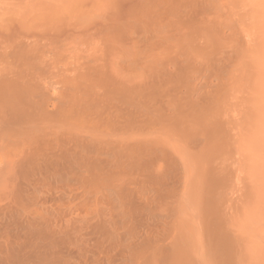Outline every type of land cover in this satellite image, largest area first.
I'll list each match as a JSON object with an SVG mask.
<instances>
[{"label": "rangeland", "instance_id": "1", "mask_svg": "<svg viewBox=\"0 0 264 264\" xmlns=\"http://www.w3.org/2000/svg\"><path fill=\"white\" fill-rule=\"evenodd\" d=\"M136 1L0 0V61L18 59L0 77L26 82L31 139L0 201V264H218L211 170L232 263L264 264V0ZM200 119L227 141L204 145Z\"/></svg>", "mask_w": 264, "mask_h": 264}, {"label": "bare ground", "instance_id": "2", "mask_svg": "<svg viewBox=\"0 0 264 264\" xmlns=\"http://www.w3.org/2000/svg\"><path fill=\"white\" fill-rule=\"evenodd\" d=\"M129 1V0H128ZM139 2V0H137ZM136 1V2H137ZM161 1V0H160ZM182 1V0H181ZM145 2V1H144ZM144 2H143V5H144ZM187 2V1H186ZM211 2V1H210ZM141 5H142V2H140ZM146 3V2H145ZM174 3V2H173ZM135 4V3H134ZM189 4V3H188ZM191 4V3H190ZM212 4V3H211ZM215 4V3H214ZM219 4V3H218ZM138 5V4H137ZM146 5V4H145ZM192 5V4H191ZM136 6V5H134ZM133 7V6H132ZM137 7V6H136ZM171 7V6H170ZM138 8V7H137ZM143 8V7H142ZM195 8V7H194ZM134 9V8H132ZM217 10V9H216ZM131 11V9H130ZM133 11V10H132ZM214 13V12H213ZM217 13V11H216ZM129 15V14H128ZM130 17V16H129ZM132 17V16H131ZM129 19V18H128ZM203 19V18H202ZM131 20H133V18H131ZM129 22V20H127ZM138 21V20H137ZM136 19L134 22H137ZM127 22V24H128ZM133 22V21H132ZM125 23V22H124ZM123 23V24H124ZM130 24L131 21H130ZM126 25V24H125ZM141 25V24H140ZM139 25V26H140ZM122 26V25H121ZM129 26V25H127ZM130 27V26H129ZM128 27V28H129ZM126 28V27H125ZM140 28H142L140 26ZM145 28V26H144ZM143 28V29H144ZM5 30V29H4ZM6 31V30H5ZM126 31V30H125ZM132 31V30H131ZM129 30V32H131ZM144 31V30H142ZM147 31V30H146ZM155 31V30H153ZM128 31H126L125 33H127ZM5 33V32H4ZM7 33V32H6ZM147 33V32H145ZM130 34V33H129ZM7 35V34H5ZM155 35H156V32H155ZM158 35V34H157ZM8 36V35H7ZM1 37V36H0ZM5 38V37H4ZM3 38V39H4ZM136 39V38H135ZM6 39H4V43ZM1 42H3V40H0ZM7 41V40H6ZM1 44V43H0ZM21 50V49H20ZM18 52L19 55H21L22 57L20 58H23V55L21 54V52L23 53V51ZM139 50V49H138ZM144 50V49H143ZM142 50V51H143ZM146 50V49H145ZM201 50V49H200ZM141 51L142 54H144L143 52ZM147 51V50H146ZM203 51V50H202ZM25 52V50H24ZM140 52V51H139ZM140 53V55H141ZM14 54H16V52H14ZM25 56V59L27 61V52H26V55ZM16 58H18V56H15ZM14 58V57H13ZM22 59V61H23ZM18 59H14L11 60L12 62H16ZM3 61V62H2ZM0 62L4 63L5 60H2ZM11 61H5L6 63L3 64V67L7 68V69H13V67L15 66L14 63H12ZM19 61H21L19 59ZM18 61V62H19ZM24 61V62H26ZM22 63V62H21ZM146 63V62H145ZM25 64V63H23ZM11 65H14V66H11ZM18 65H21L20 63H18ZM17 66V65H16ZM23 65H21L20 68H23L22 67ZM2 69V68H1ZM17 77V76H15ZM15 77L13 76H7V75H3L2 77H0V201L2 200V196H3V191L7 188V183L9 182L10 178H11V175L12 173L14 172V166L16 164V158L20 157V154L23 155L24 151L27 149L28 147V144L30 143L31 139H30V136H29V133H28V121L30 120V113L28 112V109H29V104H30V101H29V97H28V88H27V85H17L18 82H20L21 79H18L19 77H17L15 79ZM23 81V80H21ZM25 81H23V84ZM17 83V84H16ZM174 108H172L171 110H173ZM181 111V110H180ZM177 113V111H175ZM216 115V114H215ZM168 116V114H167ZM173 116V115H172ZM205 116V115H204ZM218 116V115H217ZM171 117V115H170ZM179 117V116H178ZM214 117V116H213ZM216 117V116H215ZM214 117V118H215ZM219 117V116H218ZM168 118V117H167ZM166 118V119H167ZM174 118V116L172 117ZM176 118V116H175ZM182 118V117H181ZM209 120H211L212 118L208 117ZM207 118V119H208ZM217 118V117H216ZM229 118V117H227ZM205 119V118H204ZM220 119V118H218ZM164 120V119H163ZM175 120V119H174ZM173 120V121H174ZM203 119H200V123L202 122ZM170 121V120H169ZM172 121V120H171ZM172 121V122H173ZM177 121V120H175ZM205 121V120H204ZM202 122L201 127V132L200 131V128H198V125H197V122H196V125H197V128L199 129L198 132L202 134V137L200 135L201 138H203L202 142H205L204 145L208 144V146L210 145L209 143H213V138H215L214 141H218L216 140V138H218L220 135V137H224L223 139H225V130H227V127L225 130H223L224 126L222 127V124L223 122L221 121L222 124H220V121L214 119L212 121H209L207 122L206 120V123L205 122ZM170 122V123H172ZM182 122V120H181ZM185 122V121H184ZM165 123H167L165 121ZM174 123V124H173ZM172 125H176V127H178V123L177 122H173ZM176 123V124H175ZM183 124V123H182ZM167 124H165L166 126ZM178 125V126H177ZM185 125V124H184ZM188 125V124H187ZM191 125V124H190ZM171 124H169V129L172 127L175 131V133H179V132H182V130L184 129V127L182 126V128L180 129V127H178V131L176 132V127H173L171 126ZM160 127H164V126H160ZM159 127V128H160ZM165 128V127H164ZM193 128V126H192ZM161 129V128H160ZM168 129V128H167ZM166 129V131H167ZM189 129V128H188ZM171 130V131H172ZM191 130V129H190ZM197 130V129H196ZM195 130V131H196ZM163 131V129H162ZM170 131V132H171ZM173 131V132H174ZM185 131V130H184ZM189 131V130H188ZM188 131L186 132H183V133H188ZM194 131V130H193ZM160 132V131H159ZM172 132V133H173ZM190 132V131H189ZM197 132V134H198ZM164 133V132H162ZM175 133H173L172 135H174ZM192 133V132H191ZM195 132H193L194 134ZM231 133V132H230ZM161 134V133H160ZM167 134V133H166ZM169 134V133H168ZM181 134V133H179ZM158 135V134H157ZM165 135V134H164ZM170 135V134H169ZM182 135V134H181ZM190 135V134H189ZM199 135V134H198ZM204 135V136H203ZM161 136V135H160ZM163 136V135H162ZM161 136V138H162ZM168 136V135H167ZM218 136V137H217ZM170 137V136H169ZM176 137V136H175ZM182 137V136H181ZM185 137V136H184ZM190 137V136H189ZM193 137V136H192ZM195 137V135H194ZM204 137L206 138V140L204 141ZM227 137V136H226ZM233 137V136H231ZM156 138V137H155ZM160 138V139H161ZM159 139V138H157ZM168 139V142H169V138ZM174 139V137L172 138V140ZM176 139V138H175ZM198 139V138H197ZM219 139V138H218ZM222 139V140H223ZM171 140V138H170ZM200 140V139H199ZM230 140V139H229ZM183 141V140H182ZM221 141V140H219ZM218 141V142H219ZM227 141V140H226ZM29 142V143H28ZM174 142V141H173ZM201 142V141H200ZM157 143V142H156ZM177 143V142H176ZM228 143V142H227ZM179 144V143H178ZM200 144V143H199ZM219 144L221 145L222 143L219 142ZM170 145V143H169ZM174 145V144H172ZM171 145V146H172ZM204 145H201V153H204L203 150H207V147L204 148L205 146ZM214 145H217L215 144L214 142ZM212 145V146H214ZM158 146H159V143H158ZM204 146V147H203ZM219 146V145H218ZM164 147V146H163ZM167 148V146H165ZM175 147H176V144H175ZM199 147V146H198ZM203 147V148H202ZM211 147V146H209ZM221 147V146H220ZM220 147H218L220 149ZM162 148V147H161ZM173 148V147H172ZM179 148V147H178ZM181 148V147H180ZM179 148V149H180ZM214 148V152H215V147H212V149ZM217 146H216V149H218ZM169 149V148H167ZM185 149V148H184ZM200 149V148H199ZM218 149V150H219ZM222 149V148H221ZM230 149V148H229ZM160 150V149H159ZM173 149L170 150V152L172 151ZM209 150V148H208ZM211 150V148H210ZM161 151V150H160ZM174 151V150H173ZM182 151V150H181ZM196 151V149H195ZM217 151V150H216ZM231 151V150H230ZM162 152V151H161ZM177 152V151H176ZM179 152V151H178ZM210 152V151H209ZM212 152V150H211ZM213 152V153H214ZM197 154L195 155L198 159L202 160V158L204 157H198L197 155L200 154L198 152H196ZM208 153V152H207ZM219 153V152H218ZM168 154V153H167ZM191 154V152H190ZM212 154V153H211ZM21 155V156H22ZM169 155V154H168ZM173 155V154H172ZM204 156L206 155V151L205 153L203 154ZM17 156V157H16ZM178 156V154H177ZM176 156V157H177ZM192 156V155H191ZM202 156V155H201ZM212 156V155H211ZM23 157V156H22ZM180 157V156H179ZM213 157V156H212ZM169 158V157H168ZM186 158V157H185ZM193 158V157H192ZM206 158V157H205ZM216 158V157H215ZM214 159V157H213ZM199 160V161H200ZM205 160V159H204ZM203 160V161H204ZM220 160V159H219ZM180 161V160H179ZM185 161V160H184ZM196 161V160H195ZM207 162V161H206ZM179 163V162H178ZM193 163V162H192ZM224 164V163H223ZM160 165V164H159ZM191 165V163H190ZM194 165V164H193ZM201 165V164H200ZM185 166V165H184ZM192 166V165H191ZM195 166V165H194ZM193 166V167H194ZM225 166V165H224ZM181 167V166H180ZM207 167V166H206ZM188 168V167H187ZM183 169V167H182ZM185 170V169H184ZM188 170V169H187ZM189 172V171H188ZM207 172V170H206ZM205 173V172H204ZM215 173V172H214ZM202 174V173H201ZM196 176V175H195ZM193 177V176H192ZM202 182L204 183H208V184H205V186L207 187L206 190L204 191V195H203V198H202V212H201V221L203 223V226H204V233H205V241H206V245L208 246L209 250L212 252L213 256L214 257H217L218 258V264H233L232 263V240L228 234V232L223 228V224H222V218H221V214L219 211H215V208H212L214 207L213 205V201L211 200V198L209 197V194L210 191H212V188L214 186V184H217V181H215V176L213 175V172L212 170L210 172H207L206 174H204L202 177ZM190 179V178H189ZM184 180V178H183ZM192 180V179H191ZM188 181V180H187ZM190 182V181H189ZM188 182V183H189ZM185 183V182H184ZM188 183H186L187 185H184V186H188ZM199 184V183H198ZM191 185V184H190ZM185 188V187H184ZM189 188V187H188ZM192 189V188H191ZM186 190V189H184ZM183 190V191H184ZM188 190V189H187ZM37 192V191H36ZM186 192V191H185ZM35 194V191H33V195ZM37 194V193H36ZM187 194V193H186ZM190 194V193H189ZM229 195V194H228ZM196 198V197H195ZM37 208V207H36ZM39 208H37L38 210ZM37 219L38 221L41 220V214L39 212V210L37 211ZM188 210V209H187ZM192 213V212H191ZM192 219V218H191ZM177 240V239H176ZM176 244V243H175Z\"/></svg>", "mask_w": 264, "mask_h": 264}]
</instances>
